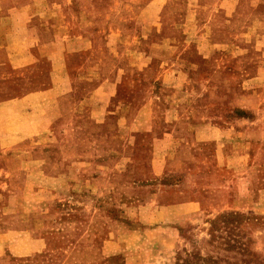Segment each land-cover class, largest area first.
Listing matches in <instances>:
<instances>
[{
  "label": "rangeland",
  "instance_id": "374dc122",
  "mask_svg": "<svg viewBox=\"0 0 264 264\" xmlns=\"http://www.w3.org/2000/svg\"><path fill=\"white\" fill-rule=\"evenodd\" d=\"M3 28L0 264H264V0H0Z\"/></svg>",
  "mask_w": 264,
  "mask_h": 264
},
{
  "label": "crops",
  "instance_id": "0c3cea01",
  "mask_svg": "<svg viewBox=\"0 0 264 264\" xmlns=\"http://www.w3.org/2000/svg\"><path fill=\"white\" fill-rule=\"evenodd\" d=\"M5 33H6V29L3 28V30L0 32V48L1 49L5 48L6 47L5 44H7V40H6L7 33L6 34ZM7 235H8L7 231L2 234V236H7Z\"/></svg>",
  "mask_w": 264,
  "mask_h": 264
}]
</instances>
